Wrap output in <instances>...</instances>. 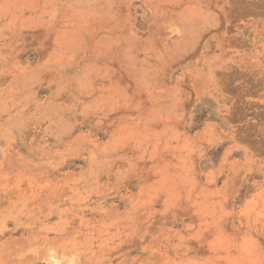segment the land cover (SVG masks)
<instances>
[{
    "label": "rangeland",
    "instance_id": "1",
    "mask_svg": "<svg viewBox=\"0 0 264 264\" xmlns=\"http://www.w3.org/2000/svg\"><path fill=\"white\" fill-rule=\"evenodd\" d=\"M0 264H264V0H0Z\"/></svg>",
    "mask_w": 264,
    "mask_h": 264
},
{
    "label": "bare ground",
    "instance_id": "2",
    "mask_svg": "<svg viewBox=\"0 0 264 264\" xmlns=\"http://www.w3.org/2000/svg\"><path fill=\"white\" fill-rule=\"evenodd\" d=\"M232 76V75H231Z\"/></svg>",
    "mask_w": 264,
    "mask_h": 264
}]
</instances>
